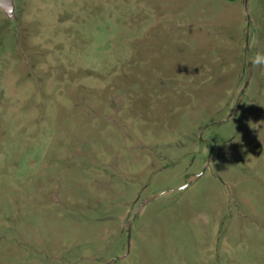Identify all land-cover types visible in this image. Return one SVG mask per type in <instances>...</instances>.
I'll return each instance as SVG.
<instances>
[{
  "label": "rangeland",
  "instance_id": "obj_1",
  "mask_svg": "<svg viewBox=\"0 0 264 264\" xmlns=\"http://www.w3.org/2000/svg\"><path fill=\"white\" fill-rule=\"evenodd\" d=\"M0 7V264H264V0Z\"/></svg>",
  "mask_w": 264,
  "mask_h": 264
},
{
  "label": "water",
  "instance_id": "obj_2",
  "mask_svg": "<svg viewBox=\"0 0 264 264\" xmlns=\"http://www.w3.org/2000/svg\"><path fill=\"white\" fill-rule=\"evenodd\" d=\"M0 7L6 11V13L13 17L15 15L14 9V0H0Z\"/></svg>",
  "mask_w": 264,
  "mask_h": 264
},
{
  "label": "clouds",
  "instance_id": "obj_3",
  "mask_svg": "<svg viewBox=\"0 0 264 264\" xmlns=\"http://www.w3.org/2000/svg\"><path fill=\"white\" fill-rule=\"evenodd\" d=\"M250 62L254 66H264V56H261L260 54H257L256 57L250 58Z\"/></svg>",
  "mask_w": 264,
  "mask_h": 264
}]
</instances>
